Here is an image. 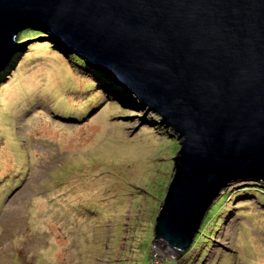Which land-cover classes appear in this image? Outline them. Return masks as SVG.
I'll use <instances>...</instances> for the list:
<instances>
[{"label": "rangeland", "instance_id": "374dc122", "mask_svg": "<svg viewBox=\"0 0 264 264\" xmlns=\"http://www.w3.org/2000/svg\"><path fill=\"white\" fill-rule=\"evenodd\" d=\"M48 36L19 32L25 48L0 71V167L13 154L18 170L6 196L0 179V264H264V183L254 180L220 192L210 240L176 260L152 248L178 142L124 89L102 95L80 55L34 40Z\"/></svg>", "mask_w": 264, "mask_h": 264}, {"label": "water", "instance_id": "95a60500", "mask_svg": "<svg viewBox=\"0 0 264 264\" xmlns=\"http://www.w3.org/2000/svg\"><path fill=\"white\" fill-rule=\"evenodd\" d=\"M30 26L177 140L152 248L180 258L221 191L264 183V0H0V71Z\"/></svg>", "mask_w": 264, "mask_h": 264}, {"label": "trees", "instance_id": "16d2710c", "mask_svg": "<svg viewBox=\"0 0 264 264\" xmlns=\"http://www.w3.org/2000/svg\"><path fill=\"white\" fill-rule=\"evenodd\" d=\"M57 47L59 49H61L60 48V45H58ZM90 74L92 75L93 78H95L97 80V84H98L97 86L101 87V89H99V91L102 92V95H104L105 93H109V94L110 93H117L119 96L120 95L121 96L123 95L122 92H121V90H119V87H117L116 85H114L110 80H108L106 77H104L101 73L96 72V71H92V72H90ZM28 87H30V86H28ZM69 102H72V101H69ZM66 113H67L66 114V117H63V118H66L67 120L68 119L72 120V118H77V117H75L76 114L73 115L72 112H69L68 111ZM63 114H65V113H63ZM79 116H80V114H79ZM81 117H85V112H84V114L81 115ZM0 138H1V136H0ZM11 156H13V154H11ZM11 156H9V159H8V157L5 154L1 157L4 160V165H2V167H0V179L4 178V180L6 182L5 183L6 186H2V188H1L2 196H6L8 194V192H9L10 188L13 187L12 185H14L16 183L15 182V175L17 173L15 174V172L18 171V170L16 168L10 167L9 163L16 164L17 162L15 163L14 161H12L11 160ZM14 157H16V156H14ZM4 168H6V169H4ZM0 185H2V182H0ZM0 195H1V193H0ZM225 199H226L225 197H222V201H220L221 204H219L217 202L214 207H211V209L209 210V212L206 214L205 220H203V222H202V224H201V226L199 228V231L196 234V237L194 238V241H193L192 245L190 246V248L193 247V244H195L196 241H198V242L204 241L205 242L206 240L207 241L210 240L211 234H214L215 231H213V233H211L210 231H207V229L205 227L206 221L207 220H210V219H213L212 224H214V221H215V219L217 217V215H216L217 213L216 212H217L218 208L221 207V205L223 204V202H224ZM214 208H216L217 210L214 209ZM218 220H219V222H222V219L221 218L218 219Z\"/></svg>", "mask_w": 264, "mask_h": 264}]
</instances>
